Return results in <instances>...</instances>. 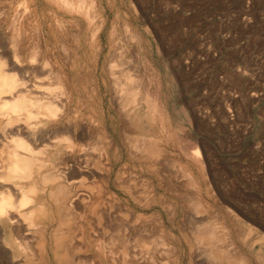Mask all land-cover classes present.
I'll return each mask as SVG.
<instances>
[{
	"label": "rangeland",
	"instance_id": "obj_1",
	"mask_svg": "<svg viewBox=\"0 0 264 264\" xmlns=\"http://www.w3.org/2000/svg\"><path fill=\"white\" fill-rule=\"evenodd\" d=\"M14 1L25 5L21 8L24 10H21V15L26 28L28 20L33 28L36 27L35 30L38 25L47 27L42 24L43 14L39 12L38 0ZM14 1L13 8L17 5ZM96 3L100 17L106 19L109 26L113 24L115 32L125 40L121 46L113 48L117 58L114 63L108 59L105 78L99 77L97 83V79L90 75L91 72L88 73L93 68L91 64L84 67L81 60L77 61L79 51L76 38H72L73 69L72 85L69 87L72 130L79 132L80 127H88L90 131L82 139L73 138L72 146L69 145L71 141L65 138L66 135L60 134V138L52 137L51 132L42 134L36 140L38 143L31 145L35 148L34 158L44 165L42 173L43 170L49 172V166L57 164L60 169L70 166L64 170L67 171L64 173L66 177L74 170L88 168V176L84 172L82 176L68 177V183L81 180L85 186L96 190L109 185L111 192L118 193V198L123 199L125 197L120 195V189L115 185L117 173L120 172L117 183L134 187L140 196L143 192L153 193L155 205L152 203V209L146 210L139 205L136 214H143V217L138 215L139 221L148 217L152 244L156 237H160L158 223L163 219L162 229L168 238L170 250L168 256H159L161 262L168 260L170 264H213L211 259L224 250L226 254L223 251L222 257L219 255L216 259L217 262L220 260V264H225L224 256L228 254L233 255L230 259L232 264H264V0H96ZM35 4L39 13L32 9ZM86 10L91 12L82 9L88 13ZM39 20L41 23L38 24ZM6 26L5 23L0 26V68L4 70L7 79L15 80L18 86H23L24 79L29 77L35 79L29 78L31 83L37 85L40 81L38 75L26 78L24 73L21 75L10 71L7 57H10L14 48L10 44ZM29 26L27 29L32 28ZM56 36L59 37L58 32ZM19 61L27 62L24 56H20ZM113 70L126 71L118 76L119 86H116L118 90L123 88L120 95L124 106L116 105V89L111 83L112 77H115L112 75ZM66 73L69 74L68 71ZM102 80L111 87L107 97H104L103 106L99 105L96 89L102 85ZM74 97L80 98L83 106L74 107L77 101ZM150 99L154 101L150 102ZM87 106L88 110L85 108ZM72 107L80 110L76 109L75 112ZM32 111L29 123L35 122L33 118L36 110ZM120 111L122 119L118 114ZM20 117H27L26 113ZM0 122L4 121L0 119ZM101 124L112 130L115 128L114 142L105 139L100 143L99 139L103 138L98 134ZM7 135L2 134V138L0 136V166L5 163L4 158L8 155L5 152H9L7 150L10 145H13L11 150L15 146L12 143L14 136ZM5 147H8L6 151ZM196 149L200 153L199 158L192 154ZM16 151L23 157L29 155L21 149ZM101 154H105L103 158L106 161L100 159ZM83 156L87 161L82 160ZM195 158L199 160L195 162ZM43 159L47 160V165ZM74 159H79V162H74ZM88 161L102 162L93 168L91 164L97 163ZM108 161L116 163L109 179L110 184H106L108 182L105 177L111 166H108ZM89 164L97 173L89 169ZM103 169L106 171L102 172ZM93 174L97 176L93 178ZM21 182L15 186L24 188L26 183L22 182L21 185ZM11 183L13 185L14 181ZM38 183L37 186H40ZM45 202L50 207L44 205V210L52 212L54 206H51V201L46 198L43 199ZM196 204L201 205V209ZM73 206L77 209L74 210L76 213L80 212L76 205ZM196 211L201 213L197 214ZM158 218H161L160 221ZM82 221L87 223V219ZM209 229L215 230V237L220 241H214L210 247L205 246L203 233ZM158 250L166 253L163 246H159ZM190 250L191 253L188 252ZM4 260V256L0 257L2 263ZM44 264L54 263L48 260Z\"/></svg>",
	"mask_w": 264,
	"mask_h": 264
},
{
	"label": "bare ground",
	"instance_id": "obj_2",
	"mask_svg": "<svg viewBox=\"0 0 264 264\" xmlns=\"http://www.w3.org/2000/svg\"><path fill=\"white\" fill-rule=\"evenodd\" d=\"M13 1L14 0H0V26L4 23L7 25L6 29L9 35L8 38H10V44H12L14 48L11 50L10 57H7L9 58L7 59V63L9 62L8 67L10 71L21 73V75L24 73L26 78L33 75H38L40 81L36 85L31 83V79L33 78L29 77L31 78L30 80L29 78L24 79L25 82L22 84L23 86H18L15 80L7 79L4 70L0 68V119L4 121L3 123L0 122V124L3 125V128L0 130L3 136L10 134L15 138L12 141V143L14 142L15 145L14 149L11 150L13 145H10L9 150H7L9 146L5 147L6 149H4V151L7 150L9 152H5L8 155H6L4 158V165L0 166V257L4 256L6 259L3 263L0 261V264H44V261L48 260L54 264H170L168 260L161 262L159 257L162 255L168 256L170 250L168 238L162 229L164 225L162 223L163 219L159 223L156 222L159 224L160 237L155 238L154 244L150 242L152 234L150 236L148 217H146V220H143L145 218H142L140 221L137 220L140 219L139 217H143V214H136V209L139 205L146 210L152 209L151 206L155 196L152 195L153 193L151 194V192H143V194L141 193V197L139 191H137L134 187H131L128 184L122 185L120 182L117 183V181L120 179V172L117 173L118 180L115 182V185H117L118 189H120V195L125 197L123 199L118 198V193H112L111 186L109 185L106 187L104 184H102L104 185L103 187L106 188L96 190L90 186H85L84 181H82V183L81 180L78 181L79 183H68V177L72 178L75 175L78 177L80 174V176H82V174L84 175V172H88L86 171L88 168L85 169L82 167V169H78L76 171L74 170L71 172V174H68L69 176L66 177L64 173L67 171L64 172V170L69 165L64 167V169H62L63 167L60 169L57 162L55 163L57 164L56 166H49V172L45 173L43 170L42 173V168L44 165L39 163V161L34 158V154H36L35 148H33V146L31 147V145L34 144V142H36V140H38L42 134L47 132H51L52 137L53 135L54 137H60V134L66 135L65 138L67 137V139L71 141V144H69L70 142L68 144L72 146L73 138L75 140L82 139L85 136V133L90 131V128L84 126V128L80 127L81 130L79 132L72 130V109H69V107L72 106V98L69 96V89H71L69 87L72 85L73 69L72 40L76 38L77 49L79 51L77 55L78 57L75 55L77 57V61L81 60V62H83V66L85 65L84 67H87L88 63L91 64L93 68L88 73L91 72L90 75L93 77V79H97L98 83V78L105 76V65L108 62V59H112L111 61L114 63V60L117 58L115 56L116 52L113 53V48L116 45L121 46L122 41L125 39H122L121 35L115 32L113 24V26L111 24L109 26L107 20L103 17V20H101V15H99L98 11L96 10V0H38L37 5H39V12L43 14L42 24L47 25V27H44V25L39 27L38 25L37 29L35 30L36 27L33 28V26L30 25L31 22L29 23L28 20V24L32 27L31 29H33L32 31L34 32H31V29H27L29 25L26 28V24L23 21L24 19H22L21 8L25 5H22L20 2L17 4V2L14 1L17 5L13 8ZM31 1L33 2L34 0ZM24 2H26V0ZM24 2L22 1V3ZM37 5L32 8L36 12H38ZM85 8L89 9L91 12H88L87 10L86 11L88 13H85V11L83 12L82 9L85 10ZM26 11H28V9L25 10V12ZM39 22L41 23L40 20L38 21V24ZM57 32L59 33V37L56 36ZM123 32H125V30ZM9 51L10 50H8V52ZM2 53L3 55H6V52L2 51ZM20 56H24V58L27 60L26 64L23 63L24 61L22 63L20 62L21 60L19 61ZM114 70L112 75L115 77H112L111 79L112 86H115V89L117 90H115L114 98H116V105L124 106V100L120 95L123 88L118 90L116 86H119L118 76L122 73H125L126 71L124 70L123 72H115ZM66 71H68L69 74H67ZM81 79L82 78H80V80ZM89 79L91 78L89 77ZM33 80L35 81V79ZM102 81L103 83L101 86L98 88L95 87L97 89L98 100L100 101L99 105L101 106H103V100L107 97L109 89L111 88H109L108 83L106 84L104 80ZM137 82L139 84L141 83L139 81ZM91 88L93 89V87ZM148 93L146 94L150 96ZM34 97L36 99H34ZM86 98L83 100H86ZM87 99H89V96ZM151 100L154 101V99H150V102ZM81 102L83 101H80V98L77 99L76 103H74L76 106L74 107L78 106L79 108L80 106H83ZM88 106L85 108L87 109ZM107 108L109 109V106ZM34 109L36 110L34 111L35 116L33 118L35 122L31 123L32 121H30L29 123V119L33 112L32 110ZM76 109L73 108V111L75 110L76 112ZM23 113H26L27 117L22 119L20 116L23 115ZM88 114L90 115V113ZM118 114L122 119V112L120 111ZM99 122H101L100 119ZM99 127L97 126V128ZM101 127L99 128L100 133L98 134H101L104 139H99L100 143L105 139H110L112 142L116 136V132L114 131L115 128L112 130L106 126H103L102 128ZM90 134L92 135V131ZM43 138L45 139V137ZM77 142L80 143V141ZM36 143H38V141ZM105 144H109V142ZM69 145L67 146L69 147ZM17 149L24 150L29 155L23 157L16 151ZM77 150L79 151V148ZM101 151L102 148L100 149V152ZM71 154L73 155V152ZM97 154L100 153L98 152ZM107 154L108 153H106V156ZM192 154L197 158L200 153H198V150L196 149ZM103 155L100 159L106 157ZM78 156H80V154ZM96 156L97 158L100 157H98V155ZM194 156L192 158H194ZM84 157L85 156H83V159H81L84 160ZM104 158L102 161H106ZM196 158L194 161L197 160ZM44 159L42 161H44ZM79 159H74V162L76 160L78 161ZM67 160L70 161L71 159ZM154 160L156 161V158H154ZM45 161L44 163L47 165ZM85 161L87 160L85 159ZM78 162L76 165H78ZM89 162L97 163L91 164L93 165V168H95L94 165L100 166L101 163H98L97 161H88V163ZM108 163V166H111L107 170V175L105 176L103 174L105 177H107L106 182L108 183L106 184H110L109 179L111 178L113 167L116 166V163L109 161ZM141 163L143 164L142 161ZM68 164L70 163L68 162ZM102 164L101 166H104ZM91 165L89 164V167ZM89 169H91V167ZM100 169L102 168L100 167ZM92 170L93 173H97L94 172L95 169H91V171ZM96 171L99 173L101 172L99 169H96ZM105 171L106 170L104 169L102 170V172ZM176 171L177 170H175V172ZM94 175L97 176V174H93V178ZM86 176H88V173ZM84 178L85 177H83V179ZM12 181H14L13 185L11 183ZM21 181L26 183L25 187H16L15 185ZM37 181H39L41 187L37 186ZM47 185L48 188H46ZM115 188L117 189V187ZM46 198L51 201V206H54L52 212H50L52 208H50L51 210L48 209L50 213L45 211L43 208L49 205H45L46 202L43 203V199ZM162 203L164 204V202ZM73 205H76L77 208L80 209V212L76 213L74 211L76 208L74 209L75 206ZM165 205H167V203ZM161 206L163 207V205ZM48 207H50V205ZM164 207L166 208V206ZM196 207L201 209V205L199 204ZM200 213L199 211L197 212V214ZM123 216L127 217L124 218ZM85 219H87V223L82 221ZM160 219L158 218L159 221ZM209 230L212 231V229ZM210 231H203L206 240L205 246L209 247L214 245V241H217V243L220 242L218 237H215V230L212 231L213 233H210ZM215 238H217V240H215ZM159 246L165 247L166 253L159 251ZM211 251L214 252V249H211ZM223 251L222 253L214 256L213 259L210 258L213 264L221 263L220 260L217 262L216 259L219 257V255L221 256V254H226V251H224V253ZM93 252H96L95 255H97V257L92 254ZM188 252L191 253V250ZM232 258V254L224 256L225 264H232L230 263L232 262L230 260Z\"/></svg>",
	"mask_w": 264,
	"mask_h": 264
}]
</instances>
